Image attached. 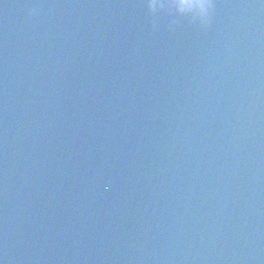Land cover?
I'll return each instance as SVG.
<instances>
[{
	"label": "water",
	"instance_id": "obj_1",
	"mask_svg": "<svg viewBox=\"0 0 264 264\" xmlns=\"http://www.w3.org/2000/svg\"><path fill=\"white\" fill-rule=\"evenodd\" d=\"M105 0L4 264H264V0Z\"/></svg>",
	"mask_w": 264,
	"mask_h": 264
},
{
	"label": "clouds",
	"instance_id": "obj_2",
	"mask_svg": "<svg viewBox=\"0 0 264 264\" xmlns=\"http://www.w3.org/2000/svg\"><path fill=\"white\" fill-rule=\"evenodd\" d=\"M150 8L163 6L159 0H149ZM167 6L177 10L195 8L199 10L200 23L206 25L209 22L213 10V0H168Z\"/></svg>",
	"mask_w": 264,
	"mask_h": 264
}]
</instances>
